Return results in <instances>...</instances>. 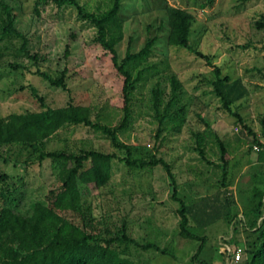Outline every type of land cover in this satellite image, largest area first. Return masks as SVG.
I'll return each instance as SVG.
<instances>
[{
  "label": "rangeland",
  "instance_id": "rangeland-1",
  "mask_svg": "<svg viewBox=\"0 0 264 264\" xmlns=\"http://www.w3.org/2000/svg\"><path fill=\"white\" fill-rule=\"evenodd\" d=\"M7 1L15 8L17 27L28 36V49L39 59L35 61L23 53L22 40L0 39V113L8 116L42 110L34 87L49 106L63 107L72 100L90 106L95 122L113 127L121 124L124 78L112 56L98 43L94 24L83 20L71 5L50 3L41 6L37 14L38 0ZM79 1L97 14L109 11L113 5V0ZM204 3L205 0H123L119 18L124 38L117 45L120 56L126 57L130 45L137 53L148 41L157 42L148 60L133 71L137 77L146 69L133 93L132 122L119 136L137 148L135 158L152 160L157 156L171 165L178 197L187 205L201 207L205 198L228 191L237 204L239 217L232 224L223 218L207 227L199 226L192 218L191 230L207 237L200 251L204 241L181 235V204L173 198L174 184L166 168H130L116 159L110 184L96 193H85L84 203L104 225L117 230L126 221L130 234L139 242L154 243L167 251H139L131 246L127 252L137 264H233L231 251L238 244L244 251L249 247L248 213L254 187L264 180V165L259 162L258 152L251 150L250 133L261 136L264 117V27L257 24L264 22V0H216L207 9H203ZM170 8L184 9L195 17L191 34L194 49L215 56L224 75L243 80L249 95L233 108L244 123L226 111L214 95L210 84L212 68L206 61L189 49L168 44ZM74 31L81 38L73 43L74 49L67 57ZM38 68L53 77L68 68L69 91L52 87L35 73ZM174 78L181 84L175 97ZM156 88L161 90V116L167 111L172 117L162 124L154 107ZM181 117L185 123L177 131ZM207 123L224 140L227 150L226 189L222 185L223 154L217 141L212 138L205 148L207 159L196 149V134L205 132ZM42 149L74 153L99 150L124 156L103 132L85 125L63 128ZM39 155L21 145L0 147V173L9 174V183L14 187L9 206L25 214H30L37 202L45 201L57 172V164L51 160L41 164L37 161ZM247 255L244 253L242 260Z\"/></svg>",
  "mask_w": 264,
  "mask_h": 264
},
{
  "label": "trees",
  "instance_id": "trees-1",
  "mask_svg": "<svg viewBox=\"0 0 264 264\" xmlns=\"http://www.w3.org/2000/svg\"><path fill=\"white\" fill-rule=\"evenodd\" d=\"M216 0H205L203 9L214 6ZM56 4L59 7L71 5L78 9L79 15L85 21L91 22L98 30V43L112 56L114 66L124 78L122 89L124 97V118L118 126L104 125L93 120V109L90 106L79 105L71 100L63 107H52L45 103L44 97L39 96L38 90L32 87L33 93L39 98L43 109L11 113L3 116L0 113V147L6 145H21L39 152L38 162L51 160L57 164V172L51 184L45 201L37 202L30 214L16 211L9 206L14 187L9 183L11 176L0 173V264H137L132 254L127 252L131 246L139 251L155 249L163 254L167 251L154 243H141L134 238L125 221L120 228L114 230L109 225L97 220L84 203L85 193H96L107 187L113 176L114 161L119 159L130 168H146L163 165L174 184L173 198L181 204L180 215L181 235L190 240L204 241L200 251L204 248L207 237L200 236L191 230L192 218L201 227H207L211 222L225 219L232 224L239 217L235 211L237 204L232 201L228 191H218L212 198H205L197 205L189 206L178 197V187L171 165L164 159L153 156L152 160L135 158L137 148L123 142L120 133L125 131L132 122L133 93L136 91L146 69L134 77V70L148 60L157 42L148 41L146 46L137 53L130 45L126 57L122 58L117 45L124 38L123 23L119 18L123 0H113L109 11L97 14L89 12L79 0H38L35 12L39 14L40 7L47 4ZM170 27L168 44L173 47H183L193 51L198 57L205 60L212 68L214 95L221 100L223 108L239 118H243L234 111V106L249 95V90L241 78L232 79L224 75L223 67L215 63V56L205 54L191 46L192 28L195 17L181 8H170L168 13ZM264 27V22L257 23ZM18 38L23 41L22 51L27 57L38 61L37 55L31 54L28 49L29 39L25 32L17 27L15 8L7 0H0V39ZM80 34L74 31L67 46L66 56L70 57L74 44L79 42ZM73 44V45H72ZM46 79L57 89L69 91L68 80L70 70L66 68L59 76L44 72L40 68L35 72ZM174 81V97L180 88V81ZM154 107L159 113L161 124L172 119L166 111L161 116L160 89H154ZM185 120L181 117L175 127L180 131ZM262 133L253 135V146L261 147L259 162L264 165V117L261 119ZM85 125L103 132L111 141L113 147L124 156L116 153H106L99 150H83L81 153L69 151H44L42 148L60 130L67 126ZM247 127V126H246ZM161 131V130H160ZM198 149L207 159L205 148L214 138L222 149L221 166L224 172L222 185L226 189L228 161L224 140L211 125L207 123V130L196 134ZM223 198V199H222ZM222 200V201H221ZM221 202L220 206L218 203ZM252 208L248 213L250 234L249 247L246 249L247 259L233 264H264V180H259L254 187L251 200ZM125 247L122 249V247ZM239 244L234 248L235 252ZM198 254L193 258L195 261Z\"/></svg>",
  "mask_w": 264,
  "mask_h": 264
},
{
  "label": "built area",
  "instance_id": "built-area-1",
  "mask_svg": "<svg viewBox=\"0 0 264 264\" xmlns=\"http://www.w3.org/2000/svg\"><path fill=\"white\" fill-rule=\"evenodd\" d=\"M255 151H260L261 147L259 145L254 146ZM245 251L241 248H238L235 252L231 251L233 263H239L242 261Z\"/></svg>",
  "mask_w": 264,
  "mask_h": 264
}]
</instances>
